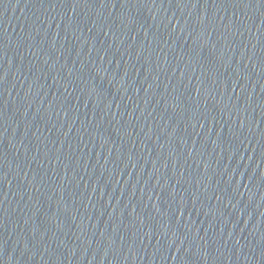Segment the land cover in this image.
Listing matches in <instances>:
<instances>
[{"label": "water", "instance_id": "obj_1", "mask_svg": "<svg viewBox=\"0 0 264 264\" xmlns=\"http://www.w3.org/2000/svg\"><path fill=\"white\" fill-rule=\"evenodd\" d=\"M0 264H264V0H0Z\"/></svg>", "mask_w": 264, "mask_h": 264}]
</instances>
